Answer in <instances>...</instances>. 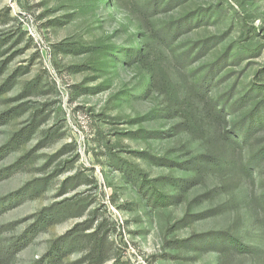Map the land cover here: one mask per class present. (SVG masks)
Listing matches in <instances>:
<instances>
[{
    "label": "rangeland",
    "instance_id": "374dc122",
    "mask_svg": "<svg viewBox=\"0 0 264 264\" xmlns=\"http://www.w3.org/2000/svg\"><path fill=\"white\" fill-rule=\"evenodd\" d=\"M152 1L0 0L3 264H35L87 221L123 264H264V115L244 134L262 99L264 0H166L157 12ZM139 49L144 62L130 64ZM127 163L175 203L156 206ZM39 179L43 192H23ZM55 204L58 223L36 232ZM226 231L252 250L204 244Z\"/></svg>",
    "mask_w": 264,
    "mask_h": 264
},
{
    "label": "trees",
    "instance_id": "16d2710c",
    "mask_svg": "<svg viewBox=\"0 0 264 264\" xmlns=\"http://www.w3.org/2000/svg\"><path fill=\"white\" fill-rule=\"evenodd\" d=\"M166 0H153L151 3L148 4V7H152V9L157 12L158 7L162 6L165 3ZM177 2V0H171L166 5L168 7H171V4ZM145 8V9H146ZM190 25V18L185 17L174 23L170 28V32L173 35V38H178L185 29H187ZM207 49V44L204 43V46L201 48V54H203ZM128 58L132 59V64L134 61H138L140 63H143V55L142 50H133L130 52ZM150 78H151V84L150 89L153 87L154 84V75L156 74V71H153L151 69L150 71ZM208 82V81H207ZM204 84V83H203ZM256 90L259 94H261L262 99L257 104V106L248 114L247 116V127L246 130H244V134L247 135L251 134L253 130L257 127V123H260L263 121V115H264V85L256 87ZM1 119V118H0ZM190 125L194 126L195 123L192 122ZM238 132H240L239 129H237ZM241 133V132H240ZM23 133H18L11 139V141L7 145V149L14 148L17 143L22 138ZM20 138V139H19ZM19 139V140H18ZM259 155H264V148L261 149L259 152ZM156 164L163 165L166 163L165 159H157L155 160ZM132 165L127 163L126 169L135 171L139 177L142 179V182L149 191L151 192L152 199L154 201V204L156 206H170L173 205L176 201L175 196H170L164 192H162L159 189V179H149L147 175H145L139 168L133 167ZM47 180L45 179H39L36 181H33L32 183L26 185L23 188L24 193L32 192V196L36 197L39 195V193L43 192L45 189V182ZM176 186H180L175 181ZM39 186L41 188L33 190L35 187ZM182 190L185 188L180 187ZM58 204H55L51 207H45L43 210H41L38 214L35 216V220L33 223V228L36 232H44L51 226L58 223V217H59V208ZM82 215H80L81 217ZM79 217V216H77ZM203 242L209 247H212V249L219 250H228V249H234L236 251H239L241 253L249 252L252 250L249 246H245L241 239L236 236L235 234L226 231V232H219V233H210L205 236H203ZM82 243L88 244L86 248H81L80 246ZM108 243V237L103 235L102 233V224H99L96 228L94 227V223H91L89 221L83 222L80 224H77L73 229L65 233L64 235L58 237L55 239L46 253V255L39 261L35 262V264H62L64 259H66L71 254L75 253L80 250H85L86 253L83 257V263L84 264H107L110 261H114L113 264H123L120 262V259L117 257H114L113 255L109 254V250H107L106 246ZM0 264H3L0 261Z\"/></svg>",
    "mask_w": 264,
    "mask_h": 264
}]
</instances>
